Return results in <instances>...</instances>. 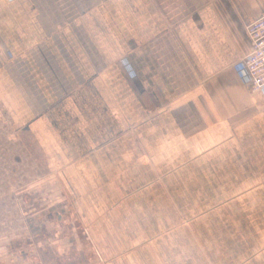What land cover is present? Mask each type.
Listing matches in <instances>:
<instances>
[{"label":"crops","instance_id":"crops-1","mask_svg":"<svg viewBox=\"0 0 264 264\" xmlns=\"http://www.w3.org/2000/svg\"><path fill=\"white\" fill-rule=\"evenodd\" d=\"M264 0H0V124L69 194L81 264H264ZM62 191V192H61Z\"/></svg>","mask_w":264,"mask_h":264},{"label":"rangeland","instance_id":"rangeland-1","mask_svg":"<svg viewBox=\"0 0 264 264\" xmlns=\"http://www.w3.org/2000/svg\"><path fill=\"white\" fill-rule=\"evenodd\" d=\"M29 134L0 124V264H81L91 258L69 194H54Z\"/></svg>","mask_w":264,"mask_h":264},{"label":"built area","instance_id":"built-area-1","mask_svg":"<svg viewBox=\"0 0 264 264\" xmlns=\"http://www.w3.org/2000/svg\"><path fill=\"white\" fill-rule=\"evenodd\" d=\"M246 32L251 42V50L244 58V65L249 89L258 91L264 87V14L251 20L246 25Z\"/></svg>","mask_w":264,"mask_h":264}]
</instances>
